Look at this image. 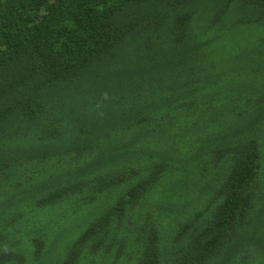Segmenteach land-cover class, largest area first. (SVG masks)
Listing matches in <instances>:
<instances>
[{
    "label": "trees",
    "instance_id": "obj_1",
    "mask_svg": "<svg viewBox=\"0 0 264 264\" xmlns=\"http://www.w3.org/2000/svg\"><path fill=\"white\" fill-rule=\"evenodd\" d=\"M0 264H264V0H0Z\"/></svg>",
    "mask_w": 264,
    "mask_h": 264
}]
</instances>
